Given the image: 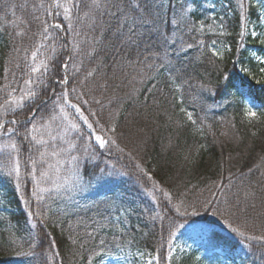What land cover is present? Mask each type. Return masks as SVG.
I'll return each mask as SVG.
<instances>
[{
    "label": "trees",
    "instance_id": "obj_1",
    "mask_svg": "<svg viewBox=\"0 0 264 264\" xmlns=\"http://www.w3.org/2000/svg\"><path fill=\"white\" fill-rule=\"evenodd\" d=\"M74 3L79 6L73 8L72 22L81 35L50 29L57 38L53 63L72 55L68 75L79 69L72 82L88 101L82 110L97 113L90 120L111 122L117 131L108 135L116 144L99 149L80 122L79 132L69 128L64 139L55 136L61 115H67L66 123L75 119L67 106L69 113L65 106L61 112L53 93L43 87L35 104L0 115L6 127L12 119L25 122L14 126L20 135L0 137V146L9 139L17 144L20 160L17 181L15 174L7 175L16 154L0 152V194L8 209L0 221V264H93L123 249L166 256L187 228L201 229L214 249L239 253L243 264H264V240L248 239L264 237V82L250 81L243 72L253 65V53H264V46L251 37L244 41L235 27L224 37L227 53L210 62L215 37L200 30L211 12L209 0H158L161 20L177 19V35L193 45L179 59L173 57L183 69L177 93L165 84L166 69H149L134 58L129 63L107 41L93 45L92 37L103 25L98 21L93 29L91 14L85 15L90 0ZM53 8V0H0V104L28 79L32 52L45 41L42 22L66 25L49 15ZM186 24L196 31H187ZM161 28L170 26L161 23ZM74 40L81 51H73ZM93 46L98 53L90 56ZM139 52L142 58L149 49L141 46ZM89 72L93 75L87 76ZM71 99L76 102L75 94ZM181 107L193 114L196 125ZM248 109L257 117L250 119ZM33 111V122L38 127L43 122L52 133L44 134L48 144L43 147L23 138ZM40 152L46 155L41 158ZM153 181L172 194L171 203L153 188ZM248 193L254 196L246 199ZM97 251L105 254L97 256Z\"/></svg>",
    "mask_w": 264,
    "mask_h": 264
},
{
    "label": "snow or ice",
    "instance_id": "obj_2",
    "mask_svg": "<svg viewBox=\"0 0 264 264\" xmlns=\"http://www.w3.org/2000/svg\"><path fill=\"white\" fill-rule=\"evenodd\" d=\"M53 6L57 9H62L63 21L67 22L66 25L64 23L42 22L43 29L40 33L41 38L42 40L52 42L48 45V47H50L51 52L54 54L56 52L57 38L53 35V32H50V29L54 31L59 30L61 32H71L75 36H80L81 33L74 28L72 22L73 8L79 6L74 3V0H53ZM88 7L89 12L85 13V15L88 16L91 14L93 29H95L98 21L103 25L97 34L92 37L93 45L102 44L107 41V44L114 48L117 53H122L121 59H128L129 63H132L134 58L138 64H142L149 69H166L169 73V76L165 81L166 86L171 87L177 93L181 91L184 83L182 80L183 69L176 67L173 63V57L179 59L181 55L191 49L193 45L184 42L183 37L177 35V32L180 30V24L177 19L169 18L164 21L161 20L159 12L162 6L158 3V0H90ZM241 7H243V3H241ZM185 11L191 12L192 10L186 8ZM49 15L60 16L61 13H49ZM105 16L109 18L108 21H104ZM161 23L168 24L170 28L167 31L162 30ZM185 28L189 32L196 31L195 25L186 24ZM200 30L203 31V25L200 26ZM16 35L23 37L25 33L17 32ZM68 43L69 42H65L63 46L66 48ZM71 43L74 52L81 51L79 41L74 40ZM200 44L203 46V41H201ZM214 44L215 41H213V45ZM173 45H175V47H172ZM141 46L149 49L148 54L143 55L142 58L139 52ZM42 47H45L43 43H41L39 47H36L32 52L31 58L33 63L29 66L28 79L24 82L27 87L25 90H22L23 94L20 97H15L11 92H9L8 96L11 97V99H6L4 104H0V115H6L9 111L16 112L18 110H22L25 106L26 99L35 104L37 99L40 98V87H43L53 93V99L59 106L61 112H64L65 105L69 109L75 111L79 119L87 126L89 134L94 137L95 144L98 145L99 149H104L116 144L114 137L108 135V133L115 134L117 131L116 127L111 124V122H102L100 118L90 120V117H96L97 113L89 111L86 115L85 111L82 110V105H86L88 101L84 99L83 93L77 92V87L79 85L74 86L72 82V78L76 75V72H78L79 69L73 70L71 76L68 75L70 61L73 59L72 55H69L67 60L61 59L56 63H53L56 59L54 55L48 56L45 59L40 60L39 64H37V54L40 52ZM97 53L98 49L93 46L90 47L87 54L92 56ZM217 56L218 51L212 50L208 59L210 62L214 63L212 58ZM17 67H19V65H17ZM92 75V72L87 73V76ZM147 75L148 78L154 79L151 77V73H148ZM34 76L35 79H33ZM49 80H51V84L48 83ZM33 85L36 86L34 87ZM153 87H155V84H153ZM57 88H59V91H57ZM201 88L207 90L204 85H201ZM160 91H162V89H160ZM73 94H75L76 102H72L71 97ZM41 103H43V100H41ZM97 103L100 102L97 101ZM38 107L39 105H37V108ZM180 111L185 112L187 120L190 121L192 125L197 124V120L193 118V114L191 112H186L183 107H181ZM36 115V111H33L28 116L27 122L31 123V128H28L27 124H25L23 138L34 145L43 147L48 144V141L44 139V134L51 136L52 133L48 130V125H45L43 122H41L40 127L33 122L35 121ZM246 115L250 119L257 117V113L251 111L250 109L246 111ZM64 119H67V115L64 116ZM8 123L12 126L6 127L5 123L0 121V137L8 135L9 138H11L13 134L20 135L19 130L14 126L25 122L12 119ZM70 127L78 132L80 131L75 122H70ZM41 128L44 129V133L40 132ZM6 150H10L11 153L16 154L13 159V167L8 171L7 175L12 177L13 174H15L14 178L19 181V148L14 141L9 139V143L0 146V152H4ZM119 151L123 152V149H119ZM45 155V152H40L41 158ZM52 155H59V153L53 152ZM73 159H75V157ZM32 163L34 166L36 161H32ZM137 166L139 167V165ZM141 171L143 170L141 169ZM41 175L44 176L46 173H41ZM144 175L147 176L148 174L144 173ZM148 179L152 180V177L148 176ZM33 180H36L35 167H33ZM153 188L158 189L162 195L167 198L169 203H171L173 196L170 192L160 188L155 181H153ZM16 189L19 192V183L16 184ZM33 195L35 196L36 193L33 192ZM249 196H254V193H248L246 199ZM25 203L27 204L28 201H25ZM254 206L255 205H253V207ZM176 210L179 212V208ZM32 215V213H29L30 217ZM32 227L35 228L36 224L33 223ZM232 231L237 232L238 230L234 228ZM239 234L243 235L242 232ZM248 239L264 240V237L249 236ZM100 244L103 247L104 241L101 240ZM50 246L51 248H55V242L52 241ZM160 247L162 248L163 245H160ZM28 254L29 253H24V255ZM103 254L105 253L101 251H97L95 253L97 256H102ZM55 255L58 256L59 253L57 252ZM149 255H151L152 258L148 260L147 264H166V262L170 264L172 259L171 254L164 256L159 253L155 255L149 253ZM89 264H91V261Z\"/></svg>",
    "mask_w": 264,
    "mask_h": 264
},
{
    "label": "rangeland",
    "instance_id": "obj_3",
    "mask_svg": "<svg viewBox=\"0 0 264 264\" xmlns=\"http://www.w3.org/2000/svg\"><path fill=\"white\" fill-rule=\"evenodd\" d=\"M241 3H243V7H241ZM209 7L211 8V12L205 19L203 30L206 31V33L214 35L215 40L213 41H215V44L213 45L212 41L209 48L211 51H218V58L224 57L227 53L228 46L226 45L224 37L232 33L235 27L243 35L244 41H246L248 37H251L264 46V0H209ZM56 12H60L61 15L53 16L56 17V19L63 20L62 9L54 7L53 14ZM51 43L50 41L45 45L46 41L43 42L45 47H42L37 54V64H39L40 60L54 55L50 47H48ZM251 58L254 63L243 70L245 76L248 80L255 83L264 82V53H253ZM32 63L33 61L31 58L30 65H32ZM33 79H35V76ZM33 86L35 87L36 85ZM26 87L24 83L23 86L18 91H14L12 95L20 97L23 94L22 90H25ZM8 99H11V97ZM28 102H30V100L26 99L25 104ZM65 110L67 111L66 105ZM70 111L75 121L68 119L66 123L64 119L65 114H63L56 122L58 133L55 136L59 137L61 140L65 138L66 131L71 128L70 122H75L76 124L80 122L87 128L83 121L76 115L75 111L72 109H70ZM4 123H6V121ZM56 145L57 144L54 146L56 147ZM58 163L59 162H55V166H57ZM59 165L62 164L60 163ZM2 197V194H0V221L4 216L6 218V214L8 213V209L5 207ZM149 253L150 252L140 250L123 249L112 255L98 259L93 264H147L148 260L152 258ZM169 254L172 256L170 264H179L182 259H187V264H243V258L239 253H230L226 250L214 249L209 245L201 229L196 230V232L191 228L183 230L179 234L177 241L173 243L167 253V255ZM166 264H168V262H166Z\"/></svg>",
    "mask_w": 264,
    "mask_h": 264
}]
</instances>
